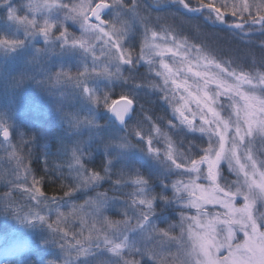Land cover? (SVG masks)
Here are the masks:
<instances>
[{
  "label": "snow or ice",
  "instance_id": "obj_1",
  "mask_svg": "<svg viewBox=\"0 0 264 264\" xmlns=\"http://www.w3.org/2000/svg\"><path fill=\"white\" fill-rule=\"evenodd\" d=\"M164 6L153 17L159 6L143 0H0V52L39 37L36 53H60L69 67L48 80L71 83L81 107L70 128L88 130L37 152L33 135L0 116V147L15 161L12 179L0 175V204L39 229L11 250L19 264H264V0ZM159 101L171 117L153 114ZM68 216L82 225L74 243L61 227ZM52 246L62 258L32 251Z\"/></svg>",
  "mask_w": 264,
  "mask_h": 264
},
{
  "label": "rangeland",
  "instance_id": "obj_2",
  "mask_svg": "<svg viewBox=\"0 0 264 264\" xmlns=\"http://www.w3.org/2000/svg\"><path fill=\"white\" fill-rule=\"evenodd\" d=\"M14 2L19 3L20 0H14ZM143 2L150 8L159 6L158 13L156 11L152 12L153 17L156 15L165 16L169 11L164 6L165 0H143ZM160 23L172 24L173 21L171 17H168L167 21L162 20ZM178 23V21L175 22L176 25ZM70 30L79 35V29L76 26H73ZM184 35H187V32ZM92 43L95 45L96 54L99 56L103 41L93 39ZM42 46L43 40L38 37L29 39L22 48L14 53L0 52V116L5 117L14 129L18 128L24 133L33 135L37 152L45 148L55 153L62 143L70 144L80 137H86L88 130L85 128L72 130L70 128V114L77 112L81 107V103L74 95L71 83L54 84L48 80V74L57 71L61 64L66 68L69 65L58 52L36 53V48ZM169 63L172 62L169 61ZM71 66L72 72H75V65ZM141 71H144V69L141 68ZM194 71L203 72L205 69L198 67ZM20 77H24L22 83L17 82ZM181 79H184V77H181ZM183 94V92L178 93V95ZM152 98L155 99V97ZM189 108L195 111V103H190ZM165 113L171 117V107L163 101H159L153 114L163 116ZM185 114L187 115V113ZM97 115L101 123L107 118V114L102 110ZM194 122L198 123L199 118L197 117ZM159 123L161 128L167 131L165 122L161 120ZM100 155H103L102 150ZM55 162L59 163L58 160ZM96 162L98 163L99 160L96 159ZM31 166L33 167V164ZM14 167L15 161H10L4 148L0 147V175H8V178L12 179L10 173ZM36 167H38L37 164ZM54 187L51 186L50 190L46 189L48 195L56 194L53 191ZM107 187L108 184L104 183L96 191H105ZM8 191L9 189L4 186L3 180H0V196ZM109 195H112V193H109ZM12 196L19 204H28V197L22 191L13 192ZM83 199L80 198L75 202L82 203ZM209 207L213 212L222 211L219 207ZM64 211L67 212L68 209L65 208ZM108 214L111 215L112 213ZM52 219L55 220V215ZM61 227L68 232L69 242L74 243L71 238L74 234L81 232L82 225L78 219L68 216ZM38 231L39 229H29L20 225L11 216L5 215L4 205L0 204V264H19L21 253H12L11 250L25 239L35 242ZM83 235H88L86 228L83 230ZM77 238L79 239V236ZM32 251L36 252L37 258L42 261L55 258L56 255L60 254L56 246L50 247L47 252L38 251L36 248H33ZM173 251H175V248H173ZM60 255L62 258V254ZM72 258H74V255Z\"/></svg>",
  "mask_w": 264,
  "mask_h": 264
},
{
  "label": "trees",
  "instance_id": "obj_3",
  "mask_svg": "<svg viewBox=\"0 0 264 264\" xmlns=\"http://www.w3.org/2000/svg\"><path fill=\"white\" fill-rule=\"evenodd\" d=\"M236 42H239V38H238V37L236 38ZM257 51H259V49H257ZM54 131L56 132L55 129H54ZM33 168H36V164H34V163H33ZM46 189H47V190H48V189L50 190V187H46V188L44 189V191L47 193ZM51 195H52V194H51Z\"/></svg>",
  "mask_w": 264,
  "mask_h": 264
}]
</instances>
